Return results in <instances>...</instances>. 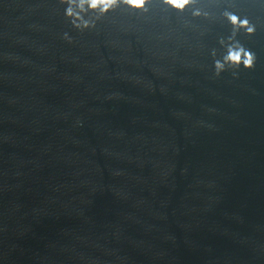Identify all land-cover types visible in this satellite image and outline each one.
Segmentation results:
<instances>
[{"label":"water","instance_id":"1","mask_svg":"<svg viewBox=\"0 0 264 264\" xmlns=\"http://www.w3.org/2000/svg\"><path fill=\"white\" fill-rule=\"evenodd\" d=\"M65 8L0 0V264H264V0Z\"/></svg>","mask_w":264,"mask_h":264},{"label":"clouds","instance_id":"2","mask_svg":"<svg viewBox=\"0 0 264 264\" xmlns=\"http://www.w3.org/2000/svg\"><path fill=\"white\" fill-rule=\"evenodd\" d=\"M60 2L66 5L65 16L71 21L73 27L78 31H86L95 28V23L85 19L89 12L97 13V18H99L107 15L121 4L135 12H145L151 0H60ZM162 2L174 11L182 12L193 5L195 0H162ZM200 14L199 11L193 13L195 16ZM225 17L234 29L233 38L240 30H244L249 35L255 33V26L251 25L247 18L241 19L239 16L228 12L225 13ZM64 38L71 42L67 34ZM256 59L255 53L235 41L228 47L224 62L217 61L215 66L217 73L224 69L225 63L234 68H239L242 65L246 70H251L254 68Z\"/></svg>","mask_w":264,"mask_h":264}]
</instances>
